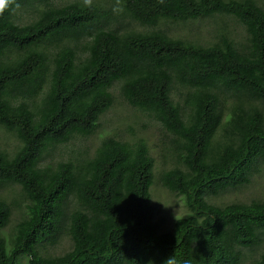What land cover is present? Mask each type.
<instances>
[{
  "label": "trees",
  "instance_id": "16d2710c",
  "mask_svg": "<svg viewBox=\"0 0 264 264\" xmlns=\"http://www.w3.org/2000/svg\"><path fill=\"white\" fill-rule=\"evenodd\" d=\"M118 4L143 30L112 27L120 16L91 0H4L0 128L20 145L0 148V187L18 186L26 211L8 229L12 206L0 197V264H247L264 243V200L222 195L264 167V6ZM21 10L33 13L24 19ZM225 17L244 27L243 41ZM205 18L217 20L206 43L161 28ZM116 86L165 132L160 182L188 210L171 230L155 220L157 165L145 137L109 135L93 155L43 164L50 150L96 134ZM63 234L71 245L57 254ZM252 264H264V251Z\"/></svg>",
  "mask_w": 264,
  "mask_h": 264
},
{
  "label": "rangeland",
  "instance_id": "374dc122",
  "mask_svg": "<svg viewBox=\"0 0 264 264\" xmlns=\"http://www.w3.org/2000/svg\"><path fill=\"white\" fill-rule=\"evenodd\" d=\"M101 3L109 9L114 11L115 15L122 14V8L119 6V0H91ZM258 3L264 6V0H257ZM33 13L32 10H21L19 14L24 19H27ZM117 16V15H116ZM122 24H115L112 27L120 28L122 32L130 30H143L140 25L134 22H130L127 18H121ZM225 27L231 32V35L238 41H243L246 37L245 29L233 18L225 17ZM116 23V22H115ZM161 28L174 38L189 39L200 43H206L212 39L216 34L217 20L215 18H205L198 21L190 22H166ZM115 103L110 111H108L101 119L99 130L95 135L89 138H76L67 145H62L57 149L50 150L45 156L43 164L48 165L60 160H66L70 157L77 155L78 150L82 152H89V154H95L96 149L100 146L101 141L109 136L114 135L124 140H135L138 137H145L148 142V146L152 156L156 159V177L152 192V201L155 206V220L164 223L161 227L164 230H171L174 227L176 220L180 217L188 215V210L185 206V201L182 197L171 193L164 188L160 182V172L163 168V158L161 154L164 152V131L162 126L152 120L143 112L132 108L123 99L119 86L114 87ZM143 127H146L143 129ZM20 145L18 139L7 133L4 129L0 128V148L12 152L17 146ZM171 164H169L170 166ZM22 191L16 185H9L0 187V197L6 199L12 206V217L8 229L14 228L16 222H18L26 211V206L22 199ZM223 199L228 202L233 199H243L248 202L253 198L264 200V167L261 174H257L254 177L253 182L240 189L231 190L225 193ZM62 237L58 246L54 249L57 254H60L70 248L71 241L65 234ZM49 247L45 245V250ZM50 249V247H49ZM53 250V251H54ZM264 251V243L260 247L255 248V251L247 252V264H252L254 259H257ZM24 264H27V260H23Z\"/></svg>",
  "mask_w": 264,
  "mask_h": 264
},
{
  "label": "clouds",
  "instance_id": "9594fccd",
  "mask_svg": "<svg viewBox=\"0 0 264 264\" xmlns=\"http://www.w3.org/2000/svg\"><path fill=\"white\" fill-rule=\"evenodd\" d=\"M4 6V0H0V9H2ZM132 107V106H131ZM133 108V107H132ZM166 264H172V258H170Z\"/></svg>",
  "mask_w": 264,
  "mask_h": 264
}]
</instances>
